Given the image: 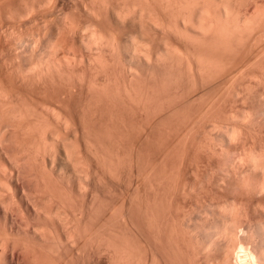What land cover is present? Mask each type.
Returning <instances> with one entry per match:
<instances>
[{
  "label": "rangeland",
  "instance_id": "374dc122",
  "mask_svg": "<svg viewBox=\"0 0 264 264\" xmlns=\"http://www.w3.org/2000/svg\"><path fill=\"white\" fill-rule=\"evenodd\" d=\"M20 1L22 0H11L9 2L13 3L9 4L8 2V6L5 4L8 8H10L9 6L11 5L12 8L16 7L12 12L10 10L8 11L6 6H3L4 8H2L0 5V18H2L0 21H3L0 26H7V29L2 28L4 31L7 30V34L0 30V38L3 35L0 42L3 44L7 43V45L12 44V46H15L19 50H17V53H23L26 51L25 53L29 56L32 52V48H30L31 50L29 51L31 52L29 53V48L27 47V49L25 46V49H23L25 51L22 49L20 51V48H22L21 45H24L25 42L22 35L24 34L26 39L39 32L42 36H37L39 35L37 34L35 37H37L36 39L38 42L40 39L44 42L40 41L38 43L36 40L34 42L33 40L35 37H33V40L30 37L26 39L28 43H33V45L29 43V47H35L33 49L35 53H32L31 57L35 54L36 56L34 55L33 57L36 58L39 57L38 54L40 52L43 53L42 50L45 51L48 46L46 43H50L49 40H54L55 38L58 42L59 37L56 35L59 33L58 35L61 36V39L59 38V45L56 41H54L55 43L53 44L54 47L55 44L57 45V48L55 47L57 51H55L53 47V52L57 53V56L55 55V57L59 59L63 57L62 59H66L67 61L69 59V62L75 61L77 58V61L75 62H78L77 65L79 67L74 66L76 70H79L77 72L75 70V73H79V75H76L74 73V68H72L73 65L76 64L74 62L73 64H70V66L72 65L70 68L73 72L69 73V66H67L64 68L65 70L67 69L66 74H63L64 71H62V74H68V76L73 75V79L76 76H80L78 77L79 79H85L83 77L87 76L84 81L88 83L91 88V97L96 94V96L91 98L92 101L90 102L93 109L92 111L97 109V111H95L96 115L92 114L88 118L91 119V116L98 117L91 120L94 122L92 124L90 119H87L90 126L87 122L86 125L88 128H91L90 130H92V132L90 131L89 133L88 128L86 129L89 135L92 133L90 136L92 137V143L97 144L94 146H98L97 142H102L103 140L101 139L106 137L104 138L105 142L103 141V143L107 145H105L106 153H109L110 155L108 156L107 154L108 157L106 158L108 159V161L106 160L108 162L107 167L110 166V168L105 173L106 177L103 185L98 182V179L95 181L98 188L94 186V190L97 188V193L100 190V194L98 193V195L101 196L100 198L102 199L105 198V201L103 202H105L104 205L107 210L105 211L106 213L108 212L106 214L108 216L104 215V217L106 216L105 218L94 216L92 224H96L94 226L92 225V236H98L100 233L102 235L103 233L106 238L109 236L108 238L110 239L107 238L108 241L112 239H114L112 242L115 241V239H117L116 241L120 240L114 244L119 243V245H121H118V247L121 248V264H145L144 261L146 264H264V172L261 173V171L264 170L263 168L261 170L262 163L264 166V0H175L176 2H174V0L171 2H169V0H113V2L112 0H104L105 2L103 1L102 3H108L109 5L104 4L106 7H109V10L105 7L106 11L100 9L101 7L104 8V6H102L103 4L100 6L98 5V7L95 6L100 3L99 1V3L95 2L92 3L94 5H91L87 1L92 2V0H84L83 5L82 0H56V2L53 0L51 1V7H49V9L53 8V10H55L52 11L54 12L53 15L48 7H44V4H47L48 0L46 2L44 0H24L28 3L26 5L30 8L24 5L25 2L23 1L21 2L22 6ZM41 1L45 2L41 5L51 14H45L43 17L42 14L44 12L40 9L42 7H39ZM0 2L1 4H4L3 0H0ZM29 2L31 5H33V3L36 4L33 5L36 10L38 5V10L40 9L39 11H41V14L37 10L38 12L34 11L37 13L33 12L32 16L29 11L31 10L32 12L34 9ZM54 2L59 4L56 5ZM86 4H89L92 12H90V7L88 6V9ZM167 4H169V6ZM188 5L190 6V9ZM92 6L97 8L94 7L96 11ZM98 8L101 11L98 10ZM166 9L169 10V12ZM197 9H203V12L204 10H207V14L205 12L204 14L206 15L203 16L202 13V16H200ZM20 10H23L24 12ZM93 10L95 11L94 13L98 11L99 15L97 13L95 15ZM103 10L106 13L104 12L102 15ZM224 10L228 13L229 21H226L225 19L223 21L222 16H219L220 11L225 13ZM5 11L8 12L6 13ZM19 11L22 13H19ZM142 11L144 12L142 13ZM25 12L29 14L27 15ZM121 12L124 13L122 14ZM140 12L144 16L139 17L141 15L137 14H141ZM146 12L148 14H146ZM151 12H153V15ZM2 13L4 16L1 15ZM38 13L39 16L41 15L40 17L34 15ZM173 14H175V16ZM242 14L246 15L247 22L250 21L251 23L249 22L248 26H246L248 30H235L236 32L234 33V30L230 29L228 25L234 21V17L236 19V17H240ZM46 15L48 17H46ZM117 15L121 16L119 17ZM149 15L151 16L149 17ZM7 16L9 18H7ZM11 16L12 18L14 16L16 17L12 19ZM24 16H26V19H24ZM28 16L30 17L27 20ZM146 16L149 17V20H152L151 24L146 21ZM211 16H213L214 19ZM32 17H36V23V19ZM41 17L44 18L45 22ZM155 17L156 21L153 20ZM30 18L33 20L32 25L34 23H41L40 25H43L41 28L38 24L37 29H41L40 31H37L36 25L32 28ZM47 18H52L56 22H50ZM99 18L101 19L98 20ZM117 18H120L121 21L119 19L117 20ZM143 18L145 19V22L141 25L144 27L140 25V21H143ZM14 19L15 22L13 21ZM46 21L47 23L50 22L51 25L47 24ZM101 21H103L104 24ZM184 21L185 23H183ZM204 21L206 26L204 25ZM225 21L228 24L225 23ZM154 22L158 23L156 24ZM212 22L215 23L213 24ZM100 23L103 25H100ZM152 23H154V25ZM219 24L220 27L218 26ZM15 25L16 27H14ZM44 25L45 27L50 25L48 26L50 29L45 28L47 31L49 30V32L45 31ZM72 25H77L75 27L76 29ZM8 26L13 29L8 28ZM26 27H31L29 29L31 32L28 31ZM202 27L204 29H202ZM70 28L75 32H73V30L71 32ZM90 28L92 33H90ZM33 29H35V31ZM85 29L88 30L89 33L88 31L86 32ZM32 30L37 32L34 33ZM203 30L211 32L206 33ZM225 30L226 33H224ZM15 31L20 33V37L19 35H16ZM21 31H23V34ZM97 31L102 34V38L104 37L103 35H106L105 39H108L107 42L104 41L106 44H108L113 38L109 44L114 46V48L109 46L111 49H107L106 56L102 53L103 50L105 52V46H103L104 48H102V50L101 48L96 49L95 46L93 47L91 45L87 48L89 45L88 43L84 48V45H86L85 43L92 39L91 35H99ZM143 31L150 32H147L146 34ZM11 32H14L18 41ZM142 32L143 34H141ZM28 33H31V35ZM44 33H47V35ZM205 33L207 35L212 34L213 36H207ZM228 33H230L229 36ZM50 34L54 35V37L52 38V35L50 36ZM235 34H237V36ZM144 35L146 36L144 37ZM9 36H12L16 41H13L14 39L12 37L9 38ZM67 36L68 38H64ZM8 38L9 42L7 40ZM19 38H21V40L23 39L20 44L17 43L19 42ZM234 38H236V40ZM10 39H12L13 42H11ZM63 39H67L69 45L67 44V46H64L66 41ZM105 39L103 38V40ZM231 40L233 41L232 43ZM52 43L51 40L49 46ZM210 44L214 46L212 47ZM17 45H19V47ZM58 46L60 47L58 48ZM38 47H41L39 48L40 51L36 50ZM65 47H70V51L68 49V52L72 56L67 53ZM90 47L96 49V52ZM72 48L75 49V51H73ZM58 49L59 52L65 53L67 56L64 54L61 55L58 52ZM97 50L99 51L97 52ZM135 50L139 51L134 52ZM37 51L39 53H37ZM130 51L131 53H128ZM25 53L23 54L26 55ZM96 53H99L101 56L104 55L107 59L100 57L99 62L97 61V63L95 59L98 60V54L96 55ZM132 53H135L136 55L138 53L139 56L137 55V57ZM69 56L74 58L70 59ZM82 59H85L84 62ZM100 59H103V64L105 63L104 65H101L102 62ZM91 60L96 63V65L95 63L93 64L95 66L92 64L90 65V62L93 63ZM207 60L208 62H206ZM69 62H67L68 65ZM79 62L83 65L81 64V66H79ZM150 64L152 67L149 66ZM96 68L97 70H95ZM202 68L204 69L202 70ZM92 71L94 72L92 73ZM212 71L214 73H212ZM83 72L86 73V76L83 75ZM71 73H74L75 75ZM223 73L226 76H224ZM91 74H94V77ZM63 75H60V77H58L59 75H56V77H54L58 79ZM239 75H242V77ZM68 76L67 78L70 77ZM72 77L70 79H72ZM49 78L47 79L48 90L50 89V86L51 88L54 87V84L57 81L61 85L64 84V87H66V82L71 84L73 81L75 83L77 80L76 86H81L80 83H82V79H72L73 81L71 82L70 79H65V77L63 78L65 81L61 78L63 84L60 82L61 79L60 81L59 79L56 81L53 78L55 83L51 85L49 82L51 81L50 83H52L53 80H50ZM243 78H245V80H243ZM90 81L93 83H90ZM58 82L56 84L61 87ZM56 84L55 88L58 87ZM68 84L66 85L68 86ZM97 85L99 87H97ZM95 86L96 89H94ZM58 88H56L57 91L60 90V88ZM233 88L234 90H232ZM51 91L52 93L54 92L53 89ZM51 91L47 93V97H49ZM97 101L98 103H96ZM102 101L103 103L101 104L100 102ZM99 104H101V107L103 106L104 109H101V107L98 108ZM92 105H94L95 109ZM40 106H38L39 109ZM42 108L43 107H41V109ZM100 115L105 123L101 119L100 121L98 120L99 122H95V120L101 117ZM105 119L107 121H105ZM100 122H102V124H100ZM103 123L104 127L102 126ZM101 126L107 130L104 129L103 134L105 135H103V138L100 137L102 132L100 134L98 131ZM100 130L102 131L103 129L100 128ZM252 131H255L256 133H253ZM97 132L99 133L97 134ZM106 133H108V136ZM115 157L118 159L116 160ZM241 158L242 160H239ZM115 162L119 165V168L117 167L118 170L116 169V164L114 165ZM252 162L254 164L256 163L257 166L253 165ZM253 166L256 169L253 168ZM257 167L260 168V170H258ZM111 168L112 171H110ZM109 171L113 172V174L111 173V175H109ZM117 171L120 174H118ZM118 175L119 179L117 181ZM114 176H116V178ZM114 210H117L116 212L118 214H116ZM110 220L111 224L109 222ZM101 223L104 225L101 226ZM233 223L236 224L235 227ZM100 227H104L103 230H101L102 228L100 229ZM113 228L114 230H112ZM259 231L261 233H259ZM113 232L115 234H113ZM222 232H227V234ZM232 233L235 234L233 235ZM229 235H233L235 238L232 236L230 238ZM92 238L95 239L94 242L97 240L95 237ZM94 242L93 244H95ZM91 243L89 242V244ZM82 247L84 248V246ZM89 247L88 250L86 249L87 247L85 248L87 252H85V249L83 251V248H81L82 252H80L81 249H78L79 251L77 250V252H65L64 259L58 260L57 263L100 264L101 260L103 261L104 258L105 264H107L106 262H108V258H110V251L106 252L109 254L104 253L102 256L103 258L100 259V255L97 254V251H95L96 253L94 252V247ZM91 249L94 250L92 251ZM153 251H155V253ZM70 254H72L73 257ZM92 258L94 259L91 261Z\"/></svg>",
  "mask_w": 264,
  "mask_h": 264
},
{
  "label": "bare ground",
  "instance_id": "6f19581e",
  "mask_svg": "<svg viewBox=\"0 0 264 264\" xmlns=\"http://www.w3.org/2000/svg\"><path fill=\"white\" fill-rule=\"evenodd\" d=\"M2 1V0H1ZM6 1V0H5ZM3 0L4 4L0 5L2 6V8H4L3 6H8L9 4L13 3V2H9L11 0H7L6 3ZM17 1V0H16ZM23 2H25L24 0H22ZM20 1V4L21 2ZM27 1V0H26ZM45 2L47 0H44ZM49 1V2H48ZM47 4L43 1H41V3L39 4V7L41 10H43V17L45 14H49L50 12L53 13L52 11L53 8H50L52 10L49 9V7H51V1L53 0H48ZM84 0H82V4ZM91 1V0H90ZM94 1V2H93ZM100 3H99V2ZM104 0H92V2L87 1L88 3H90L91 5H94L92 3H99L96 4L95 6L98 7V5L100 6L101 4H103ZM106 1V0H105ZM104 1V2H105ZM156 1V0H155ZM172 0H169V2H171ZM187 1V0H186ZM9 2V4H8ZM39 2V1H38ZM37 2V4H38ZM56 2V0H55ZM54 2V3H55ZM108 2V1H107ZM113 2V0H112ZM118 2V1H117ZM121 2V1H120ZM167 2V3H169ZM174 2H176L174 0ZM182 2V1H181ZM180 2V3H181ZM185 2V1H184ZM183 2V3H184ZM191 2V1H189ZM36 3V1H35ZM33 3V5L35 4ZM45 3L44 7H48L49 11H46V8H44L41 4ZM53 3V4H54ZM86 3V2H85ZM150 3V2H149ZM164 3V2H163ZM182 3V6H183ZM6 4V5H5ZM19 4V5H20ZM28 3L25 2L24 5H26ZM29 4L31 5V3L29 2ZM56 4V3H55ZM59 4V3H57ZM56 4V5H57ZM105 4V3H104ZM103 7H99L100 9H104L105 10V5H108V3H106ZM173 4V3H172ZM179 4V3H178ZM177 4V6H178ZM22 5V4H21ZM33 9L35 6H33ZM36 5V4H35ZM41 5V6H40ZM50 5V6H49ZM54 5V6H56ZM87 5V4H86ZM85 5V6H86ZM169 6V4H167ZM174 5V4H173ZM176 5V4H175ZM0 6V8H1ZM6 6V7H7ZM17 6V5H16ZM23 6V5H22ZM20 6V7H22ZM28 6V5H26ZM53 6V7H54ZM89 6V4L87 5V7ZM92 6L93 9H95L96 7ZM109 6V5H108ZM151 6V5H150ZM171 6V4H170ZM189 6V5H188ZM10 8H12V5L9 6ZM14 7V6H13ZM29 7V6H28ZM57 7V6H56ZM86 7V9H87ZM90 7V6H89ZM88 7V9H89ZM95 7V8H94ZM128 7V6H127ZM157 7V6H156ZM155 7V8H156ZM162 7V6H161ZM164 7V6H163ZM186 7V6H185ZM204 7V6H203ZM8 8V7H7ZM8 8V11L10 10L12 12V9ZM18 8V7H17ZM27 8V7H26ZM30 8V7H29ZM28 8V9H29ZM44 8V9H43ZM98 8V10H100ZM107 9L109 7H106ZM119 8V7H118ZM123 8V7H122ZM135 8V7H134ZM154 8V7H153ZM170 8V7H169ZM181 8V7H180ZM21 9V8H20ZM32 9V8H31ZM32 9V10H33ZM39 9V10H40ZM87 9V10H88ZM97 9V8H96ZM95 9V11H96ZM147 9V7H146ZM177 9V8H176ZM190 9V6H189ZM199 9V8H198ZM198 14L200 13V16H204L207 14V10H204V12L202 11L203 9L198 10ZM6 10V8H5ZM16 10V9H15ZM37 10H38V5H37ZM36 9H34L32 12L31 10L29 11V13L32 15V13L34 11H37ZM38 10V11H39ZM45 10V11H44ZM57 10V9H56ZM91 10L90 12H92V9L90 7ZM88 10V11H89ZM102 11V15L104 14V12L106 11ZM109 10V9H108ZM107 10V11H108ZM125 10V9H124ZM123 10V11H124ZM127 10V9H126ZM135 10V9H134ZM137 10V9H136ZM142 10V9H141ZM150 10V9H149ZM167 10V9H166ZM165 10V11H166ZM172 10V9H171ZM175 10V9H174ZM226 10V9H225ZM224 10V11H225ZM1 11V9H0ZM3 11V10H2ZM8 11H5L6 13ZM23 11V10H20ZM19 13H22L20 12ZM24 11H25V7H24ZM23 11V12H24ZM37 11V12H38ZM93 10V13L95 12ZM101 11V10H100ZM99 11V13L101 14V12ZM115 11V10H114ZM153 11V10H151ZM169 12V10H167ZM166 11V12H167ZM191 11V10H190ZM228 11V10H227ZM34 12V13H37ZM41 14V11H39ZM126 12V11H125ZM130 12V11H129ZM138 12V11H137ZM144 11H142L143 13ZM157 12V11H156ZM155 12V13H156ZM171 12V11H170ZM196 12V11H195ZM206 12V14H204ZM214 12V11H213ZM219 12V11H218ZM16 13V11H15ZM26 13V12H25ZM29 13H26L27 15ZM50 13V14H51ZM58 13V12H56ZM98 14V11L96 12ZM96 13H94L96 15ZM106 13V12H105ZM116 13L118 14V12L116 11ZM120 13V12H119ZM122 13V12H121ZM124 13V12H123ZM122 13V14H123ZM128 13V12H127ZM133 13V12H132ZM141 13V12H140ZM141 14H137V15H141L139 17H142L144 15ZM153 12H151L152 14ZM160 13V12H158ZM189 13V12H188ZM203 13V14H202ZM217 13V12H215ZM92 14V13H91ZM109 14V13H107ZM146 14H148L146 12ZM162 14V13H161ZM164 14V13H163ZM172 14V13H171ZM192 14V13H191ZM197 14V12H196ZM202 14V15H201ZM247 14V13H246ZM3 15V13L1 14ZM19 15V14H18ZM21 15V14H20ZM23 15V14H22ZM26 15V16H27ZM30 15V16H31ZM35 16H39L38 14H34ZM55 15V14H54ZM99 15V14H98ZM97 15V17H98ZM114 15V14H113ZM125 15V14H124ZM129 15V13H128ZM153 15V14H152ZM175 16V14H173ZM190 15V14H189ZM210 15V13H209ZM214 15V14H213ZM242 14V16H238L234 17V21L229 25L228 27L230 29L234 30V33L236 32L235 30H241L242 29H247L248 28L246 26H248L247 22V16ZM255 15V14H254ZM258 15V14H257ZM4 16V15H3ZM26 16H24L26 19ZM27 18V20L29 19V17ZM33 16V15H32ZM41 16V15H40ZM39 16V17H40ZM51 16V15H50ZM56 16V15H55ZM119 16V15H117ZM121 16V15H120ZM119 16V17H120ZM123 16V15H122ZM126 16V15H125ZM133 16V15H132ZM135 16V15H134ZM151 15H149L150 17ZM183 16V15H182ZM199 16V15H198ZM218 16V15H217ZM216 16V17H217ZM220 17L222 16L223 21L224 19L227 21L228 18V13L225 11L222 12L220 11ZM218 16V18H219ZM231 16V15H230ZM253 16V15H252ZM1 17V16H0ZM16 17V16H14ZM13 17V18H14ZM39 17H38V21H39ZM46 17H48L46 15ZM52 17V16H51ZM69 17V16H68ZM129 17V16H128ZM137 17V16H135ZM138 17V19H139ZM148 16H146V21L149 22L151 24L152 20L148 19ZM179 17V16H178ZM181 17V16H180ZM213 17V16H211ZM233 17V16H231ZM256 17V16H255ZM7 18H9L7 16ZM12 18V16H11ZM12 18V19H13ZM35 18L36 17H32ZM42 18V17H41ZM54 18V17H53ZM87 18V17H86ZM108 18V17H107ZM127 18V17H125ZM145 18V17H144ZM143 18V21H140V25L145 22V19ZM184 18V17H183ZM249 18V17H248ZM2 19V18H0ZM22 19V18H21ZM34 19V20H35ZM44 20V18H42ZM48 20H50V22H56L54 21V19L52 18H47ZM52 19V20H51ZM94 19V18H93ZM101 18H99L98 20H100ZM120 20V18H117V20ZM130 19V18H129ZM137 19V20H138ZM141 19V18H140ZM148 19V20H147ZM158 19V18H157ZM201 19V18H200ZM211 19V18H210ZM214 19V17H213ZM220 19V18H219ZM9 20V19H8ZM17 20V18H16ZM23 20V19H22ZM31 20V18H30ZM42 20V22H43ZM57 20V18H56ZM64 20V18H63ZM75 20V19H74ZM83 20V19H82ZM156 21V17L153 19ZM160 20V19H158ZM164 20V19H163ZM174 20V19H173ZM183 20V19H182ZM204 20V19H203ZM206 20V19H205ZM212 20V19H211ZM230 20V19H229ZM228 20V21H229ZM15 22V19L13 20ZM32 21L31 20V25H32ZM37 19L35 20L36 23ZM61 21V20H60ZM121 21V20H120ZM133 21V20H132ZM131 21V22H132ZM207 21V20H206ZM214 21V20H212ZM221 21V20H220ZM225 21V23H227ZM3 22V21H2ZM2 22L0 21V24H2ZM12 22V23H14ZM17 22V21H16ZM45 22V20H44ZM46 21L47 24L51 23ZM103 23V21H101ZM118 22V21H117ZM136 22V20H135ZM161 22V21H160ZM210 22V21H209ZM219 22V21H218ZM222 22V21H221ZM220 22V24H221ZM19 23V22H17ZM33 24L32 28L35 27V25L37 26L36 29L38 28V24ZM71 23V22H70ZM89 23V22H88ZM108 23V22H107ZM122 23V22H121ZM154 23H158V22H154ZM154 23H152L154 25ZM185 23V21L183 22ZM207 23V22H206ZM213 23V22H212ZM215 23V22H214ZM213 23V24H214ZM251 23V22H250ZM41 24V23H40ZM39 24V25H40ZM72 24V23H71ZM74 24V23H73ZM104 24V23H103ZM100 23V25H103ZM146 24V23H144ZM164 24V22H163ZM208 24V23H207ZM210 24V23H209ZM220 24L218 25L220 27ZM223 24V23H222ZM228 24V23H227ZM247 24V25H246ZM10 25V24H9ZM48 25V26H50ZM75 25V24H74ZM72 25L74 28L77 26ZM98 25V24H97ZM148 25V24H147ZM204 25H205V21H204ZM224 25V24H223ZM251 25V24H249ZM11 26V25H10ZM10 26H8V28H10ZM13 26V25H12ZM25 26H29V25H25ZM43 26V25H42ZM42 26L40 25V27L42 28ZM45 27L44 25V29H48L49 27ZM66 26V25H65ZM142 27H144L143 25H141ZM140 26V27H141ZM156 26V25H155ZM161 26V25H160ZM173 26V25H172ZM201 26V25H200ZM199 26V28H200ZM206 26V25H205ZM225 26V25H224ZM2 30V28L7 29L4 26H0ZM16 27V25L14 26ZM23 27V26H22ZM21 27V28H22ZM70 27V26H69ZM72 27V28H73ZM87 27V26H86ZM96 27V26H94ZM137 27V26H136ZM149 27V26H148ZM147 27V28H148ZM164 27V26H163ZM169 27V26H168ZM197 27V26H196ZM209 27V26H208ZM226 27V28H228ZM246 27V28H245ZM27 28V27H26ZM31 28V27H30ZM27 28L28 31H30ZM59 28V27H58ZM68 28V27H67ZM73 28V29H74ZM104 28V27H103ZM106 28V27H105ZM151 28V26H150ZM149 28V29H150ZM157 28V26H156ZM198 28V27H197ZM214 28V25H213ZM217 28V27H216ZM13 29V28H10ZM17 29V28H16ZM43 29V30H44ZM45 29L46 32H49V30L47 31ZM50 29V28H49ZM65 29V27H64ZM72 29V30H73ZM76 29V28H75ZM82 29V28H81ZM80 29V30H81ZM87 29V28H86ZM85 29V30H86ZM99 29V27H98ZM137 29V28H136ZM145 29V28H144ZM160 29V27H159ZM170 29V28H169ZM202 29H204L202 27ZM218 29V28H217ZM251 29V28H249ZM23 30V29H22ZM35 31V29H33ZM32 30V31H33ZM41 29H37V31H40ZM71 30V28H70ZM71 30V32H72ZM79 30V31H80ZM132 30V29H131ZM194 30V29H193ZM198 30V29H197ZM207 30V29H206ZM212 30V28H211ZM220 30V28H219ZM264 30V29H263ZM4 31V29L2 30V32ZM26 31V30H25ZM33 31V32H34ZM36 31V32H37ZM84 31V30H82ZM88 30H86L87 32ZM91 28H90V33L91 32ZM102 31V30H100ZM104 31V30H103ZM127 31V30H126ZM146 31V30H145ZM143 31V32H145ZM199 31V30H198ZM204 31V30H203ZM217 31V30H215ZM223 31V29H222ZM5 33L7 32V30L4 31ZM9 32V29H8ZM16 32V31H15ZM18 32V31H17ZM16 32V35L18 36L20 33ZM23 31H21L22 33ZM31 32V31H30ZM32 32V33H33ZM34 32V33H36ZM73 32H75L73 30ZM116 32V31H115ZM143 32L141 34H143ZM150 32V31H147ZM147 32H145L147 34ZM152 32V31H151ZM197 32V31H194ZM206 32V31H204ZM211 32V31H209ZM206 32V33H209ZM221 32V31H220ZM219 32V34H220ZM233 32V31H232ZM231 32V33H232ZM13 34V36L16 39V36L14 34V32H11ZM10 33V34H11ZM27 33V32H26ZM53 33V32H52ZM63 33V32H62ZM70 33V32H67ZM89 33V31H88ZM97 33H99V35L101 34L100 32L97 31ZM104 33V32H102ZM111 33V32H110ZM127 33V32H126ZM205 33V35H207ZM226 33V30L225 32ZM240 33V32H238ZM243 33V32H242ZM241 33V34H242ZM4 34V33H2ZM7 34V33H6ZM5 34V35H6ZM9 34V33H8ZM23 34V33H22ZM29 34V33H28ZM37 34H39V32H37ZM35 34V35H37ZM41 34V33H40ZM37 35V36H42V35ZM45 35H47V33H44ZM59 34V33H58ZM59 38L61 36L59 35ZM75 34V33H74ZM106 34V33H105ZM112 34V33H111ZM203 34V33H202ZM230 33H228L229 36ZM255 34V33H254ZM27 35V34H26ZM31 35V33L29 34ZM35 35L33 34L32 40L34 39L33 37H35ZM52 34H50L51 36ZM83 35V34H82ZM87 35V34H86ZM96 34L91 35V40L88 41L87 43H85L87 46V48H89V46H95L96 49L98 48H104L103 46H105V52L104 50L102 51V53L107 54L106 51L109 48V46L111 48H114V46H111V44H106L104 41H108V39H105L106 35H103L104 39L102 38V34L99 36ZM204 35V37H205ZM208 35H212V34H208ZM207 35V36H208ZM222 36V34H220ZM233 35V34H232ZM237 36V34H235ZM3 36V35H2ZM1 36V38H2ZM113 36V35H112ZM130 36V35H129ZM146 35H144L145 37ZM149 36V35H147ZM196 36V35H195ZM213 36V35H212ZM211 36V37H212ZM219 36V35H218ZM220 36V39H221ZM241 36V35H240ZM12 36H9V38ZM20 37V35H19ZM23 39H24V45H21L22 48L21 49H25V47L28 49V53L31 52L29 50H31L30 48H32V53H35V51L33 50L35 47L31 46L29 47V43L31 42H27L26 39H28L29 37H27L25 39L24 34L22 35ZM46 37V36H45ZM44 37V38H45ZM54 37V35H52V38ZM56 37V38H58ZM72 37V36H71ZM82 37V36H81ZM90 37V36H89ZM116 37V36H115ZM199 37V36H198ZM203 37V38H204ZM262 37V36H261ZM0 38V40H1ZM9 38L7 39L9 42ZM13 38V37H12ZM37 37H35V39L33 40L35 42V40ZM39 38V37H38ZM48 38V37H47ZM59 38H58V42L56 41L57 39L54 38L51 39L52 40V44L49 46V44L51 43H46V45H48L45 49V51L42 50L43 53H39L38 51H40L38 47L36 48L38 56L39 57H33L35 54H33V56L31 57V54L25 53L26 55H24L23 53H17V48L15 46L11 45H7L3 44L0 42V264H58V260H63L64 259V254L65 252H69V251H75L77 252L78 249L83 248L82 246H84V249L86 248L88 250L89 248L94 247V249H91L92 251L94 250L97 251V254L100 255V259L103 258L102 256L104 255V253H106L107 251H110V258H108V262H106L107 264H121V248L118 247L119 243L114 244L117 239H115V241L112 242V240H109L110 238H106L104 236V234L101 233L98 236H92L93 232H91L92 230V222H93V218L94 216L96 217H104V215H106V206L104 205L105 201L104 199L100 198L101 196L98 195V193L96 192L97 190V184H95L97 181L96 179H98V182H100L102 185L104 183L105 180V173L107 170H109L110 166L107 167L108 164V159H106L109 155V153H106V148H105V143H103V141L105 142L106 137L103 138V134L104 133V121L102 120V116L95 120L96 121H100V119L104 122L103 123V127L101 126L100 128L103 129L102 131L100 130V128L98 129V131L102 132V135L100 137H102L103 140L98 141V146H94L97 145L96 143H92V140L90 137L92 135L88 134V131L86 128V122L87 119H90L88 117H90V115H94L97 111V109L95 111H92V107H91V101L93 98V95L91 97V88L89 87L88 83H86L84 80H86L87 76L86 73L83 72L86 77H82L85 79H82V83L81 86H76V79L80 76H76L74 77V79L76 80L74 83V79H73V75H63L66 74V70L64 69L65 67L69 66V70L68 72H73V70L70 68L72 67V65L70 66V64L73 62L76 63L75 65H73L72 68H74V73L76 68L78 67L77 63L75 62L77 61L75 59V61H71L68 59V61L66 59H59L56 58L55 55L57 56L56 52H53V47H54V41H56L59 45ZM64 38H68L64 37ZM75 38V37H74ZM80 38V37H79ZM84 38V37H82ZM108 38V37H107ZM110 38V37H109ZM213 38V37H212ZM211 38V39H212ZM223 38V37H222ZM233 38V37H232ZM241 38V37H240ZM14 39V38H13ZM13 41H18V39ZM22 39V40H23ZM40 39V38H39ZM38 39V40H39ZM61 39V38H60ZM71 39V38H70ZM69 39V40H70ZM85 39V38H84ZM83 39V40H84ZM87 39V38H86ZM130 39V38H129ZM193 39V38H192ZM202 39V38H201ZM207 39V38H206ZM205 39V40H206ZM215 39V37H214ZM236 40V38H234ZM233 39V40H234ZM238 39V37H237ZM6 40V41H7ZM21 38H19V43L22 42ZM31 40V41H32ZM47 40V39H45ZM64 40V39H63ZM62 40V41H63ZM73 40V39H72ZM198 40V39H197ZM223 40V39H222ZM220 40V41H222ZM230 40V39H228ZM256 40V39H255ZM261 40V39H260ZM264 40V39H263ZM5 41V42H6ZM11 42L12 39H10ZM30 41V40H29ZM42 41L41 39L39 40V42ZM61 41V42H62ZM66 41V45L64 44V46H67V39L64 40ZM194 41V40H193ZM203 41V40H201ZM207 41V40H206ZM225 41V40H224ZM223 41V42H224ZM227 41V39H226ZM259 41V40H258ZM38 42V41H37ZM38 42V43H39ZM44 42V41H42ZM48 42V41H47ZM115 42V41H114ZM197 42V41H196ZM200 42V41H199ZM204 42V41H203ZM216 42L218 43V41L216 40ZM233 41L231 40V43ZM255 42V41H254ZM16 43V44H17ZM28 43V44H25ZM37 43V44H38ZM61 43V44H62ZM70 43V42H69ZM105 43V44H104ZM116 43V42H115ZM207 43V42H205ZM215 43V42H214ZM221 43V42H220ZM228 43V42H227ZM263 43V42H261ZM23 44V43H21ZM33 45V43H31ZM41 44V43H40ZM83 44V43H82ZM113 44V43H112ZM213 44V43H212ZM216 44V43H215ZM224 44V43H222ZM229 44V43H228ZM257 44V43H256ZM260 44V42H259ZM35 45V43H34ZM45 45V44H43ZM69 45V44H68ZM75 45V43H74ZM108 47H107V46ZM118 45V43H117ZM148 45V44H147ZM211 45V44H210ZM262 45V44H261ZM19 47V45H17ZM25 46V47H24ZM37 46V45H36ZM40 46V45H38ZM212 47L214 45H211ZM222 46V45H221ZM230 46V45H229ZM259 46V45H258ZM55 47L57 48V45L55 44ZM54 47V49H55ZM60 46H58L59 48ZM72 47V46H71ZM149 47V46H148ZM217 47V46H216ZM227 47V46H226ZM260 47V46H259ZM74 48V47H73ZM72 48V49H73ZM86 48V49H87ZM91 48V47H90ZM109 48V49H111ZM136 48V47H135ZM145 48V47H144ZM229 48V47H228ZM227 48V49H228ZM62 49V48H61ZM64 49V48H63ZM68 49L70 51V47H65V50ZM94 49V48H91ZM96 49L95 52H96ZM119 49V48H118ZM137 49V48H136ZM142 49V48H141ZM208 49V46H207ZM212 49V48H211ZM100 50V53H101ZM115 50V49H113ZM112 50V51H113ZM132 50V49H130ZM213 50V49H212ZM224 50V49H223ZM226 50V49H225ZM263 50V49H262ZM19 51V50H18ZM34 51V52H33ZM55 51H57V49H55ZM63 51V50H62ZM73 51H75V49H73ZM89 51V49H88ZM91 51V50H90ZM99 50H97L98 52ZM129 51V50H128ZM133 51V50H132ZM137 50H135L134 52H136ZM139 51V50H138ZM137 51V52H138ZM175 51V50H174ZM178 51V50H177ZM215 51V50H214ZM59 52V49H58ZM66 52V51H65ZM87 52V51H86ZM94 52V54H95ZM116 52V51H115ZM120 52V51H119ZM254 52V51H253ZM55 53V54H54ZM61 55L65 53H61L59 52ZM58 53V54H59ZM72 53V50H71ZM74 53V52H73ZM76 53V52H75ZM113 53V52H112ZM128 53H131L128 52ZM179 53V52H178ZM181 53V52H180ZM257 53V52H256ZM262 53V52H261ZM54 54V56H53ZM93 54V53H91ZM98 54V55H97ZM111 54V53H109ZM116 54V53H115ZM114 54V55H115ZM133 55H136L135 53H132ZM69 55H71L69 53ZM74 55V54H73ZM80 55V54H79ZM98 60H96V62H99V58L100 57H104V55H99V53H96ZM113 55V54H112ZM130 55V54H129ZM138 55V53H137ZM136 55V56H137ZM177 55V54H176ZM256 55V54H255ZM258 55V54H257ZM36 56V55H35ZM67 56V55H66ZM72 56V55H71ZM93 56V55H92ZM106 56V55H105ZM139 56V55H138ZM137 56V57H138ZM174 56V55H173ZM195 56V55H194ZM200 56V54H199ZM203 56V55H201ZM70 57V56H69ZM68 57V58H69ZM79 57V56H76ZM95 57V58H97ZM116 57V55H115ZM135 57V56H132ZM246 57V56H245ZM65 58V57H64ZM67 58V57H66ZM74 58V57H73ZM70 57V59H73ZM106 57H104L103 59H105ZM150 58V56H149ZM205 58V57H204ZM250 58V57H249ZM91 59V58H90ZM103 59L101 60L100 64H103ZM107 59V58H106ZM131 59V57H130ZM135 59V58H133ZM148 59V58H146ZM83 62L85 59H82ZM94 60V61H95ZM113 60V59H112ZM128 60V59H127ZM202 60V59H201ZM92 61V60H91ZM107 61V60H105ZM149 61V60H148ZM162 61V60H161ZM210 61V60H209ZM236 61V60H235ZM246 61V60H245ZM69 62V65L68 63ZM93 62V61H92ZM97 62V63H98ZM189 62V61H188ZM199 62V60H198ZM208 62V60L206 61ZM205 62V63H206ZM214 62V61H213ZM218 62V61H217ZM80 63V62H79ZM95 62L91 63L90 65L94 64ZM134 63V62H133ZM150 63V62H148ZM162 63V62H161ZM165 63V62H164ZM211 63V62H210ZM82 63H80L79 66H81ZM109 64V63H108ZM107 64V65H108ZM146 64V63H145ZM158 64V63H157ZM190 64V63H189ZM213 64V63H212ZM218 64V63H217ZM215 64V65H217ZM221 64V63H220ZM231 64V63H230ZM244 64V61H243ZM242 64V65H243ZM83 65V64H82ZM96 65V63H95ZM93 65V66H95ZM100 65V66H101ZM204 65V64H203ZM210 65V64H209ZM241 65V64H240ZM75 66V67H74ZM99 66V65H98ZM151 66V64L149 65ZM193 66V65H192ZM198 66V65H197ZM200 66V65H199ZM202 66V65H201ZM214 66V65H213ZM230 66V65H229ZM245 66V65H244ZM85 67V66H84ZM87 67V66H86ZM152 67V66H151ZM205 67V66H204ZM209 67V66H208ZM79 68V67H78ZM77 68V69H78ZM90 68V67H89ZM104 68V67H103ZM106 68V66H105ZM214 68V67H213ZM229 68V67H228ZM81 69V67H80ZM100 69V68H99ZM131 69V68H130ZM204 68H202L203 70ZM243 69V68H242ZM71 70V71H70ZM97 70V68L95 69ZM94 70V71H95ZM105 70V69H104ZM107 70V69H106ZM134 70V69H133ZM132 70V71H133ZM188 70V69H187ZM217 70V69H216ZM227 70V69H226ZM62 71H64V73L62 74ZM79 70H76V72ZM84 71V69H83ZM87 71V70H86ZM92 71V73L94 72ZM136 71V70H135ZM209 71V70H208ZM246 71V70H244ZM81 72V71H80ZM134 72V71H133ZM200 72V71H199ZM229 72V71H228ZM239 72V71H238ZM71 73V74H74ZM88 73V72H87ZM91 73V72H90ZM138 73V72H137ZM204 73V72H203ZM212 73H214L212 71ZM246 73V72H245ZM248 73V72H247ZM255 73V72H254ZM76 75H79V73H75ZM74 74V75H75ZM82 74V72H81ZM80 74V75H81ZM97 74V73H95ZM109 74V73H108ZM121 74V73H120ZM209 74V73H208ZM221 74V73H220ZM219 74V75H220ZM227 74V73H226ZM231 74V73H230ZM238 74V73H237ZM56 75H59L58 77H60V75H63L61 78H65V79H70L72 77L71 80V84L67 83L68 86L65 84L66 87H64V84L62 83V79L58 78L59 81L61 79V83L63 85H61L57 80ZM90 75V74H89ZM94 77V74H91ZM138 75V74H137ZM210 75V74H209ZM215 75V74H214ZM217 75V74H216ZM224 75V73H223ZM244 75V74H243ZM251 75V74H250ZM263 75V74H262ZM55 76V77H54ZM67 76L69 78H67ZM98 76V75H97ZM102 76V75H101ZM110 76V75H109ZM108 76V78H109ZM226 76V75H224ZM240 76V75H239ZM247 76V74H246ZM50 77V78H49ZM99 77V76H98ZM97 77V80H98ZM166 77V76H165ZM219 77V76H217ZM234 77V75H233ZM237 77V76H236ZM235 77V79H236ZM242 77V75L240 76ZM244 77V76H243ZM251 77V76H250ZM253 77V76H252ZM56 80L62 87H59L54 80L52 81V83L49 82V84H56L60 90L57 91L56 87L55 88V84L54 87L50 89L54 90V92L51 94H49L48 96V92H50L47 88V83L48 80ZM52 78V79H51ZM96 78V77H95ZM216 78V77H215ZM224 78V77H223ZM259 78V77H258ZM65 79H63V81H65ZM79 79V78H78ZM79 79V80H80ZM92 79V78H90ZM111 79V78H110ZM213 79V78H212ZM232 79V78H231ZM239 79V78H238ZM247 79V78H246ZM89 80V79H88ZM94 80V79H93ZM92 80V81H93ZM96 80V79H95ZM206 80V79H204ZM211 80V78H210ZM209 80V81H210ZM228 80V79H226ZM242 80V79H241ZM243 80H245V78H243ZM261 80V79H259ZM67 81V80H66ZM221 81V80H220ZM235 81V80H234ZM239 81V80H238ZM80 82V81H79ZM78 82V83H79ZM88 82V81H87ZM106 82V80H105ZM109 82V81H108ZM111 82V81H110ZM255 82V81H254ZM264 82V81H263ZM65 83V82H64ZM85 83V84H84ZM90 83H93L90 81ZM97 83V82H96ZM99 83V82H98ZM195 83V82H194ZM209 83V82H208ZM229 83V82H228ZM84 84V85H82ZM91 85V84H90ZM95 85V84H94ZM93 85V86H94ZM209 85V84H208ZM245 85V84H244ZM260 85V84H259ZM102 86V85H101ZM111 86V85H110ZM210 86V85H209ZM222 86V85H221ZM254 86V85H253ZM92 87V86H91ZM97 87H99L97 85ZM103 87V86H102ZM208 87V86H207ZM257 87V86H256ZM260 87V86H259ZM58 88V89H59ZM64 88V89H63ZM94 88V87H93ZM92 88V89H93ZM107 88V87H106ZM120 88V87H119ZM239 88V87H238ZM56 89V91H55ZM96 89V86L95 88ZM98 89V88H97ZM104 89V88H103ZM113 90V89H112ZM119 90V89H118ZM117 90V91H118ZM234 90V88L232 89ZM94 91V90H93ZM103 92V91H102ZM96 93V91H95ZM245 93V92H244ZM46 94V96H45ZM104 94V93H103ZM106 94V93H105ZM120 94V93H119ZM236 94V93H235ZM239 96V95H238ZM98 97V95H97ZM100 97V96H99ZM101 99V98H100ZM103 99V98H102ZM115 99V98H114ZM118 99V98H117ZM100 101V100H99ZM252 101V100H251ZM95 102V99H94ZM244 102V101H243ZM247 102V101H246ZM98 103V101L96 102ZM95 103V104H96ZM101 104L103 103L100 102ZM111 103V102H110ZM120 103V102H119ZM94 104V105H95ZM101 104H99V107H101ZM236 104V103H235ZM40 106V109L38 106ZM94 105H92L94 107ZM246 105V104H245ZM37 106V108H36ZM109 106V105H108ZM41 107H43L41 109ZM103 108V106L101 107V109ZM95 109V107H94ZM104 109V108H103ZM119 109V108H118ZM103 111V110H102ZM120 111V110H119ZM99 112V111H98ZM101 113V111H100ZM105 113V111H104ZM96 115V114H95ZM105 116V115H103ZM107 116V115H106ZM120 116V115H119ZM255 116V115H254ZM98 117V116H97ZM97 117H92L91 116V120H94ZM108 117V116H107ZM113 117V116H112ZM104 118V117H103ZM98 121V122H99ZM105 121H107L105 119ZM97 122V123H98ZM89 124V121L87 122ZM94 123L93 121H91V124ZM100 124H102V122H100ZM99 124V125H100ZM217 124V123H216ZM98 125V127H99ZM107 125V124H105ZM215 125V124H214ZM90 126V124H89ZM94 126V125H93ZM120 126V125H119ZM218 126V124H217ZM106 127V126H105ZM107 128V127H106ZM91 128H88L89 133L90 131L92 132V130H90ZM109 129V128H108ZM117 129V128H116ZM216 129V127H215ZM247 129V128H246ZM106 130V129H105ZM111 130V129H110ZM217 130V129H216ZM107 131V130H106ZM119 131V130H118ZM215 131V130H214ZM229 131V130H228ZM97 132V134L99 133ZM121 132V131H120ZM253 132V131H252ZM255 132V131H254ZM253 132V133H254ZM110 133V132H109ZM211 133V132H210ZM233 133V131H232ZM237 133V131H236ZM246 133V132H245ZM256 133V132H255ZM108 136V133H106ZM119 134V133H118ZM229 134V133H228ZM116 135V134H115ZM120 135V134H119ZM227 135V133H226ZM231 135V134H230ZM241 135V134H240ZM95 136V135H94ZM237 136V135H236ZM263 136V135H261ZM230 137V136H229ZM239 137V136H238ZM258 138V137H257ZM94 139V138H93ZM97 139V138H96ZM99 139V138H98ZM229 139V138H228ZM241 140V139H240ZM253 140V139H252ZM95 142V141H94ZM101 142V143H100ZM110 142V141H109ZM241 142V141H240ZM100 143V145H99ZM120 143V142H119ZM246 143V142H245ZM254 143V142H253ZM109 144V143H108ZM261 144V143H260ZM242 145V144H241ZM245 145V144H244ZM107 146V145H106ZM109 146V145H108ZM243 146V145H242ZM245 148V146H244ZM243 148V149H244ZM248 148V147H247ZM263 148V147H262ZM119 149V148H118ZM111 150V149H110ZM118 151V150H117ZM108 152V151H107ZM259 152V151H258ZM246 153V152H245ZM264 153V152H263ZM108 154V156H107ZM112 154V153H111ZM119 154V153H118ZM251 154V153H250ZM258 156V155H257ZM120 157V156H117ZM259 157V156H258ZM113 159V158H112ZM116 159V157H115ZM114 159V160H115ZM118 159V158H117ZM116 159V160H117ZM254 159V157H253ZM256 159V158H255ZM264 159V158H263ZM107 160V161H106ZM115 160V161H116ZM121 160V159H120ZM239 160H242L239 159ZM260 160V159H259ZM254 161V160H253ZM114 162V161H113ZM121 162V161H120ZM249 162V161H248ZM257 162V160H256ZM259 162V161H258ZM262 162V161H261ZM110 163V162H109ZM245 163V162H244ZM253 163V162H252ZM112 164V161H111ZM116 164V162L114 163V165ZM118 164V163H117ZM116 164V169L118 170L119 165ZM243 164V163H242ZM253 165H256V163ZM113 166V165H112ZM251 166V165H250ZM257 166V165H256ZM260 166V165H258ZM261 170L262 168L264 169L263 163L261 165ZM115 167V166H114ZM113 167V168H114ZM118 167V168H117ZM253 168H255L253 166ZM258 168V167H257ZM256 169V168H255ZM248 170V169H247ZM252 170V169H251ZM258 170H260V168H258ZM112 171V168L111 170ZM108 172L109 175H111V173L113 174V172ZM116 171V170H115ZM121 171V170H119ZM118 172V171H117ZM263 171H261V173H263ZM115 173V172H114ZM228 173V172H227ZM117 175V173H115ZM118 174H120L118 172ZM257 174V173H256ZM107 175V176H109ZM237 175V174H236ZM244 175V174H243ZM255 175V174H254ZM121 176V175H120ZM264 176V174H263ZM116 178V176H114ZM119 175L117 176V181ZM262 177V176H261ZM107 182V180H106ZM117 183V182H116ZM95 184V185H94ZM100 184V185H101ZM119 184V182H118ZM99 185V186H100ZM101 185V187H102ZM105 185V184H104ZM120 185V184H119ZM118 185V186H119ZM94 186L97 187L94 190ZM117 186V185H116ZM252 186V185H251ZM106 187V186H104ZM247 187V186H246ZM262 188V187H261ZM260 189V188H259ZM107 190V189H106ZM110 190V188H109ZM103 191V190H102ZM262 191V190H261ZM116 193V192H115ZM100 194V193H99ZM240 194V193H239ZM244 195V194H243ZM247 195V194H246ZM242 196V195H241ZM244 197V196H243ZM101 199V200H100ZM214 200V199H213ZM252 200V199H251ZM258 203V202H257ZM109 204V203H108ZM258 205V204H257ZM121 206V205H120ZM262 206V205H261ZM109 208V207H108ZM116 208V207H115ZM263 208V207H262ZM106 210V211H105ZM246 210V209H245ZM110 211V210H109ZM115 211V210H114ZM113 211V212H114ZM117 211V210H116ZM115 211V212H116ZM114 212V213H115ZM264 212V211H263ZM239 213V212H238ZM95 214V215H94ZM110 214V213H109ZM116 214H118L116 212ZM242 214V213H240ZM112 215V214H111ZM108 216V215H106ZM105 216V217H106ZM110 216V215H109ZM238 216V215H237ZM104 217V218H105ZM115 217V216H114ZM118 217V216H117ZM110 218V217H108ZM112 218V217H111ZM107 219V218H106ZM113 219V218H112ZM117 219V218H116ZM95 220V219H94ZM101 220V219H100ZM105 220V219H104ZM236 220V219H235ZM234 220V221H235ZM96 221V220H95ZM106 222V221H105ZM105 222H103L104 224H106ZM111 224V220L109 221ZM113 222V221H112ZM120 223V221H119ZM118 223V224H119ZM261 223V222H260ZM96 224V223H95ZM94 224V225H95ZM99 224V223H98ZM102 224V223H101ZM104 224H102L101 226H103ZM108 224V223H107ZM115 224V223H114ZM234 224V223H233ZM93 225V226H94ZM100 225V224H99ZM107 226V225H106ZM112 226V225H111ZM236 226V224H234V227ZM259 226V225H258ZM262 226V225H261ZM116 227V226H115ZM114 227V228H115ZM102 227H100L101 229ZM104 228V227H103ZM103 228L101 230H103ZM110 228V227H109ZM114 228L112 230H114ZM263 228V227H262ZM120 229V228H119ZM118 229V230H119ZM236 229V228H235ZM234 229V230H235ZM259 229V228H258ZM98 231V230H97ZM95 231V232H97ZM100 231V230H99ZM236 231V230H235ZM238 231V229H237ZM94 232V233H95ZM102 232V231H101ZM120 232V231H118ZM234 232V231H233ZM225 233V232H222ZM259 233H261L259 231ZM113 234H115L113 232ZM227 234V232L225 233ZM233 234V233H232ZM235 234V233H234ZM233 234V235H234ZM106 235H107V231H106ZM110 235V234H109ZM233 235H231L232 237H234ZM264 235V232H263ZM118 236V234H117ZM231 236L229 235V237L231 238ZM262 236V235H261ZM95 237L97 240L94 242V238ZM98 237V238H97ZM113 237V236H112ZM115 237V235H114ZM256 237V236H255ZM121 238V237H120ZM235 238V237H234ZM93 239V240H92ZM233 239V238H232ZM230 240V239H229ZM234 240V239H233ZM95 244H93V242ZM89 242L92 244H89ZM113 243V244H112ZM121 243V242H120ZM230 243V242H229ZM237 243V242H235ZM88 244V246H87ZM233 244V243H232ZM94 245V246H93ZM230 245V244H229ZM235 245V244H234ZM86 246V247H85ZM121 246V245H119ZM235 247V246H234ZM85 249V250H86ZM87 250L85 252H87ZM152 250V249H151ZM79 251V250H78ZM80 252H82V249L80 250ZM155 253V251H153ZM79 253V252H78ZM96 253V252H95ZM157 253V252H156ZM81 254V253H80ZM88 254V253H87ZM91 254V253H90ZM93 254V253H92ZM109 254V253H106ZM68 255V254H67ZM66 255V256H67ZM72 256V254H70ZM153 255V254H152ZM75 256V255H74ZM90 256V255H89ZM97 256V255H95ZM155 256V255H154ZM68 257V256H67ZM73 257V256H72ZM157 257V255H156ZM66 258V257H65ZM71 258V257H70ZM91 258V257H90ZM99 258V257H98ZM147 258V257H146ZM145 258V259H146ZM86 259V257H85ZM94 258L91 259V261ZM97 259V258H96ZM154 259V258H153ZM79 260V259H78ZM68 261V260H66ZM104 264H105V260L103 258ZM103 261L101 260L100 264H103ZM135 261V260H134ZM147 261V260H146ZM90 262V261H89ZM131 262V261H130ZM133 262V261H132ZM149 262V261H148ZM65 263V262H63ZM85 263V261H84ZM144 263L146 264V262L144 261ZM61 264V263H60ZM86 264V263H85ZM132 264V263H131Z\"/></svg>",
  "mask_w": 264,
  "mask_h": 264
}]
</instances>
